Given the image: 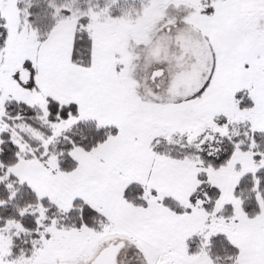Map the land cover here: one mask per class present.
Returning <instances> with one entry per match:
<instances>
[{"label":"snow or ice","instance_id":"1","mask_svg":"<svg viewBox=\"0 0 264 264\" xmlns=\"http://www.w3.org/2000/svg\"><path fill=\"white\" fill-rule=\"evenodd\" d=\"M0 264H264V0H0Z\"/></svg>","mask_w":264,"mask_h":264}]
</instances>
